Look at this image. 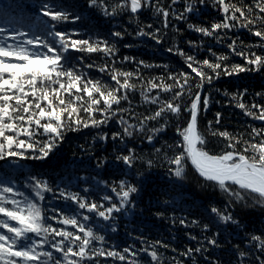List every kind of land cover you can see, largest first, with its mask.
I'll return each instance as SVG.
<instances>
[{"label":"trees","instance_id":"trees-1","mask_svg":"<svg viewBox=\"0 0 264 264\" xmlns=\"http://www.w3.org/2000/svg\"><path fill=\"white\" fill-rule=\"evenodd\" d=\"M118 2L119 0H105L108 12ZM232 2L236 3L238 0ZM245 2L251 4L252 0ZM150 3L169 11L167 27L162 13L155 12L151 7L144 8L137 14L123 11L105 15L100 6H90L89 0H0V27L8 31L16 27L51 42L54 37L41 34V21H48L49 27L55 24V31L71 34L72 39L104 41L115 48L112 55L80 52L70 48L62 53L68 57L65 69L72 68L85 80H99L115 88L117 85L111 80V69L115 68L121 72L133 73L130 82L135 85L134 89L118 93L127 95V99L114 105L112 109L127 111L117 113L98 127H66L63 139H57L52 151L43 159L32 158L40 153L29 149L25 151L24 158L0 160V178L10 181L8 186L13 187L14 192H23L26 197L37 202L47 223L53 227L76 232L77 229L71 225L60 223L62 215H76L78 220L92 227L96 234L105 237L103 242H94V247L118 252H123L128 247L136 251L138 256L125 255L129 260H139L140 264H147L149 258L139 250L156 241L161 242L156 245V250L161 254L162 264H260L264 260V252L256 247L257 242L252 241L251 237L259 235L264 238V206L247 197L245 201L236 203L214 182L199 177L190 164L183 179L171 175V168L174 166L165 157H173L182 151L175 147L180 139L176 127L178 124L186 126L188 113L182 111L179 117L165 113L161 118L147 121L142 131L134 128L131 137L124 135V126L118 123L123 116L129 124L139 126L144 117L152 115L160 107L158 103L145 101L141 95L142 91L150 87V80L157 84H174L175 81L169 79L170 75L187 72L192 77L189 86L193 95L200 90L196 88L199 78L188 68L186 56H193L197 62L209 59L216 63L218 56L225 55L228 59L223 63L228 68L236 64L246 65L243 56L235 55L228 45L236 41L237 51L264 55V49L259 47L260 38L238 25L230 29H218L213 36H206L189 28V25H194L211 30L212 24L223 21L224 13L216 0H204L203 3L201 0H176L175 3L173 0H150ZM188 4L192 5L193 11L185 12ZM45 5L53 11L65 13L68 19L52 22L50 17L42 14L41 9ZM255 11L258 12V9ZM182 13L184 18L178 19ZM157 29L160 30L158 33ZM141 30L155 34L160 42L153 39L152 35H138ZM115 32L122 35L113 36L112 33ZM8 42L12 43L10 39ZM54 46L60 48L59 44ZM178 49L185 55L178 54ZM40 51L46 52L47 49L41 47ZM196 66L198 65L194 63L193 67ZM101 68H105V71H100ZM204 71L214 76L210 69L205 68ZM240 93L244 95L240 96ZM145 94L148 97L158 96L160 101L172 98V93H165L160 89H151ZM233 94H236L235 99ZM202 95L209 96L210 103L206 110L200 112L199 128L209 140L207 149L212 154L227 150V141L222 137L209 135V121H212L211 130L227 131L233 136H241L243 140L252 139V128H264V121L246 116L244 110L237 107L240 102L248 107L253 104L264 105V70L221 74L210 84L205 80ZM181 102L185 106L190 104L191 98L187 92ZM253 111L258 113V109ZM216 113L221 114L219 124L216 123ZM80 116L85 121L89 119L84 112ZM94 118L100 120L103 116L96 112ZM153 129L160 131L153 132ZM114 133H120V136L114 139ZM149 135L153 136L151 142L147 139ZM47 139L42 129L36 131L33 137L34 141L41 144ZM259 139L256 138L257 141ZM243 140L238 149L242 148ZM129 149L134 150L136 157L131 168L117 159L118 156L128 155ZM157 149L160 151L157 152ZM148 161H152L151 167ZM33 176L46 180L52 189L44 194L43 200H38L32 192L30 185L33 181L30 177ZM121 180L136 186L138 191L131 194L130 203L120 212H114L108 221L95 213H89L87 209H79L78 204L68 198L70 193L77 194L87 203L102 204L103 208L100 210L103 211L112 203L119 205L112 188L118 187ZM61 192L64 196H61ZM105 196L111 197V201L104 200ZM15 198L24 199L19 195ZM213 207L224 215H231L232 219L222 221L211 211ZM85 215L90 217L89 221L83 220ZM0 218L6 219L2 216ZM11 223L15 225L14 221ZM0 231L6 232V229L0 228ZM59 239L61 237H51L50 241ZM211 240L216 243H209ZM189 248L193 252L188 256L183 255ZM196 248L201 251L196 252ZM42 250L52 251L59 256L50 244L44 245ZM241 251L247 253L243 258L239 256ZM129 260L98 257L87 264H97V261L98 264H129Z\"/></svg>","mask_w":264,"mask_h":264},{"label":"snow or ice","instance_id":"snow-or-ice-1","mask_svg":"<svg viewBox=\"0 0 264 264\" xmlns=\"http://www.w3.org/2000/svg\"><path fill=\"white\" fill-rule=\"evenodd\" d=\"M175 2L176 0H173V3ZM203 2L204 0H201V3ZM216 3L224 13L221 23L212 24L211 30L194 25H189V28H194L195 31L206 36H213L218 29H230L238 25L247 28L254 36L260 38L259 47L264 49V0H252L251 4L245 0H238L236 3L232 0H216ZM89 4L90 6H100L105 15H115L123 11L137 14L142 9L151 7L155 12L162 13L165 18V27H167V17L170 14L167 9L152 5L150 0H119L112 6L111 12H108L105 0H99V2L98 0H89ZM256 9L258 12L255 11ZM41 11L43 16L50 17L52 22L58 23L68 19L65 13L53 11L47 5ZM191 11H193L192 5L188 4L185 12ZM177 18L183 19L184 14L182 13ZM41 24L43 25L41 34L46 33L47 36L54 37L53 41L42 39L41 36L34 33L30 35L16 27H13L11 31L0 27V160L10 157L24 158L25 151L29 149L38 150L40 153L39 156L32 157L34 159L47 157L55 146L56 140L63 139V131L66 127L71 128L72 125L77 128L90 125L98 127L107 123L108 119L117 113L127 111L119 108L115 111L112 109L114 105H119L122 100L127 99V95L118 94L121 90L127 91L135 88V85L130 82V78L134 74L130 72H121L112 68L111 80L117 85L112 88L99 80H85L72 68L65 69L64 65L68 62V57L63 56L62 53L67 52L70 48L87 53L102 52L106 55H112L115 48L104 41L92 42L72 39L71 34L55 31V24L49 27L48 21H41ZM156 31L158 33L160 30ZM145 34L152 35L153 39L160 42L155 34L144 33L143 30L138 33V35ZM112 35L120 37L122 34L115 32ZM9 39L12 43L8 42ZM56 44L60 45L59 49L54 46ZM235 45L236 41H233L228 47L235 55L243 56L246 65L236 64L228 68L223 63L228 59L225 55L218 56L216 63L209 59L197 62L193 56H186L188 68L199 78L197 89L203 87L205 80L210 84L214 78L221 74L232 75L245 71L264 70V55L237 51ZM41 47L47 51L41 52ZM177 52L180 55H185L179 49ZM194 63L198 66L193 67ZM247 65L254 67L249 68ZM205 68L210 69L214 76L208 75L204 71ZM100 71H105V68H101ZM191 78L189 73L181 72L178 75L169 76V79L175 81L174 84H157L150 80L148 82L150 87L142 91L141 95L145 101L150 100L151 103H158L160 107L152 115L144 117L139 126L129 124L121 116L118 123L124 126V135L131 137L134 128L142 131L147 121L161 118L165 113H172L176 117H179L182 111L188 113L189 118L186 126L181 127L178 124L176 127V133L180 139L175 147L181 148L182 151L173 157H165L167 162L174 166L171 168V175L183 179L190 164L199 177L205 181L214 182L236 203L245 201L247 197L254 203L264 206V128H252V139L243 140L241 136H233L227 131L211 130L212 121H209V135L222 137L227 141V150L219 154H212L207 149L209 140L199 128L200 112L208 108L210 97L202 95L199 90L193 95L189 86ZM151 89L172 93V98L160 101L158 96L148 97L145 93ZM185 92L191 98L190 104L186 106L181 102ZM239 95L243 96L244 93ZM257 95H261V93H257ZM235 98L236 94H233V99ZM237 107L244 110L246 116L264 121V105L253 104L248 107L240 102ZM253 109H258V113ZM81 112L88 115L87 121L81 118ZM96 112H100L103 118L95 119L94 113ZM220 116V113H216L217 124L220 122ZM39 129H42L43 134L48 137L42 144L33 140ZM152 131L157 132L160 129ZM119 136L120 133L113 134L114 139ZM257 137L260 138L258 141ZM147 139L151 142L153 136L149 135ZM242 140L243 146L238 149ZM38 144L39 147H37ZM159 151L157 149V152ZM117 159L122 160L128 168H131L136 159L134 150L129 149L128 155L118 156ZM147 163L149 167L152 166V161ZM30 180L33 181L30 187L38 200H43L44 194L52 191L46 180H40L34 176L30 177ZM9 183L10 181L0 178V216L6 218H0V228L6 229V232L0 231V264H87L88 261L98 257H112L125 261L129 260L125 254H129L131 257L138 256L136 251H132L128 247L124 248L123 252L94 247V242H103L105 237L96 234L92 227L82 223L76 215L60 217L61 224L71 225L77 229L76 232L68 231L66 228L53 227L47 223L41 206L26 197L23 192H14L13 187L8 186ZM112 191L116 194L119 205L112 203L103 211L100 210L103 208L102 204L87 203L77 194L70 193L68 198L75 201L79 209H87L89 213H95L104 221H108L114 212H120L126 204L130 203L131 194L136 193L138 189L128 181L121 180L118 187L114 186ZM17 195L24 199H16ZM61 196H64L63 192H61ZM111 199L109 196L104 197V200L107 201H111ZM211 211L216 213L222 221L226 222L232 219L231 215L222 214L216 207H213ZM55 218L52 217V219ZM83 220L89 221L90 217L85 215ZM13 221L15 225L11 223ZM204 227L207 228V225ZM51 237H61V239L51 242ZM193 239L195 238L193 237ZM251 240L257 242L256 247L264 252V238L253 235ZM209 243L215 244L216 241L211 240ZM46 244H50V247L59 256L54 255L52 251H43V246ZM157 244H161V242L156 241L155 244L139 250L149 258L147 264H162L161 254L156 250ZM161 246L168 247V245ZM195 251L199 252L201 249L196 248ZM192 252L193 249L189 248L183 255L188 256ZM246 255L247 253L243 251L239 253L241 258ZM257 259L259 260V257ZM129 264H140V261L131 259ZM260 264H264V260H261Z\"/></svg>","mask_w":264,"mask_h":264},{"label":"rangeland","instance_id":"rangeland-1","mask_svg":"<svg viewBox=\"0 0 264 264\" xmlns=\"http://www.w3.org/2000/svg\"><path fill=\"white\" fill-rule=\"evenodd\" d=\"M199 91H201V93H202V88Z\"/></svg>","mask_w":264,"mask_h":264}]
</instances>
